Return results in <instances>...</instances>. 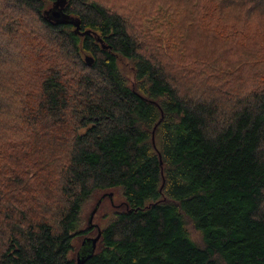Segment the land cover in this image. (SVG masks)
I'll use <instances>...</instances> for the list:
<instances>
[{"label":"trees","instance_id":"obj_1","mask_svg":"<svg viewBox=\"0 0 264 264\" xmlns=\"http://www.w3.org/2000/svg\"><path fill=\"white\" fill-rule=\"evenodd\" d=\"M54 3L0 0V264H76L115 189L84 264H264V0Z\"/></svg>","mask_w":264,"mask_h":264},{"label":"water","instance_id":"obj_2","mask_svg":"<svg viewBox=\"0 0 264 264\" xmlns=\"http://www.w3.org/2000/svg\"><path fill=\"white\" fill-rule=\"evenodd\" d=\"M58 2H61L62 4H64L66 2V0H55V3L53 5L55 6H50L48 8V10L46 11L47 13H50V15L55 18V19H59V20H63V21H73L72 19L68 18L63 10L58 6ZM62 6V5H61ZM74 22V21H73ZM76 28L75 30L77 31L78 30V22H76ZM90 31L89 30H85V31H82L81 34H85V33H89ZM96 40L98 42H100L102 44V40L101 38L97 37ZM102 47H106L104 44H102ZM85 60L89 63H91L92 61V57L89 56V55H86L85 56ZM152 142L153 144L154 143V137L152 136ZM108 196L110 197V200L112 201V192H109L107 193ZM105 194H103V197H104ZM99 201H101V199L99 198ZM113 202V201H112ZM95 210L96 208H94L91 213H90V216H89V223L90 225L94 226L97 228V233L95 236H91V237H86L85 239H83L82 241V244H85L87 241L90 243V251H86L87 248L83 251V253L79 254L76 258V264H84L85 260L90 256L91 252L95 249V246H96V242L97 240L99 239L100 237V234H101V230L100 228L98 227V224L97 223H93L92 222V217H93V214L95 213ZM84 249V248H83Z\"/></svg>","mask_w":264,"mask_h":264},{"label":"rangeland","instance_id":"obj_3","mask_svg":"<svg viewBox=\"0 0 264 264\" xmlns=\"http://www.w3.org/2000/svg\"><path fill=\"white\" fill-rule=\"evenodd\" d=\"M109 192H112V196H111L112 201L115 204L118 205L120 203V201L122 200V197H121V194H120L119 190L118 189L106 190V193H109ZM97 197H99L102 200L103 199V193L101 191L98 192L95 195V197L93 199H91V201L84 206L83 211L81 213V217H82V220H83V223H82L83 225L86 222L87 214L90 212V208H91L94 200ZM109 198L110 197L107 194L106 197L104 198V202H103L102 208L97 213L95 211V213L93 214V217H92V222L93 223H98L100 226H102L108 221L109 215H111V211L109 210V207H108L110 205Z\"/></svg>","mask_w":264,"mask_h":264},{"label":"flooded vegetation","instance_id":"obj_4","mask_svg":"<svg viewBox=\"0 0 264 264\" xmlns=\"http://www.w3.org/2000/svg\"><path fill=\"white\" fill-rule=\"evenodd\" d=\"M103 194H105L104 197H103V199H104V198L106 197L107 193L105 192V193H103ZM109 201H110V203H111L112 206H117V204H115L114 202H112V201L110 200V198H109ZM86 243H88V241H87ZM86 243H85V244H86ZM85 244H82V245L84 246ZM86 245H88V244H86ZM86 248H87V247L84 246L83 251H84Z\"/></svg>","mask_w":264,"mask_h":264}]
</instances>
